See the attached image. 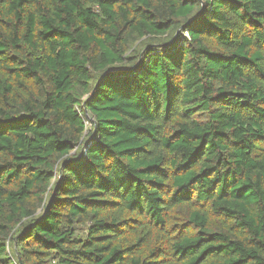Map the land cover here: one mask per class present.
Segmentation results:
<instances>
[{
    "label": "trees",
    "instance_id": "1",
    "mask_svg": "<svg viewBox=\"0 0 264 264\" xmlns=\"http://www.w3.org/2000/svg\"><path fill=\"white\" fill-rule=\"evenodd\" d=\"M0 264H264V0H0Z\"/></svg>",
    "mask_w": 264,
    "mask_h": 264
}]
</instances>
